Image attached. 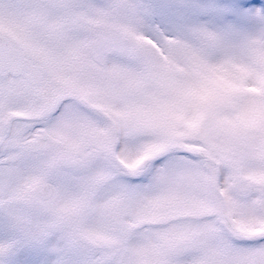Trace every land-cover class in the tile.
I'll use <instances>...</instances> for the list:
<instances>
[{
    "label": "snow or ice",
    "instance_id": "6c2138e0",
    "mask_svg": "<svg viewBox=\"0 0 264 264\" xmlns=\"http://www.w3.org/2000/svg\"><path fill=\"white\" fill-rule=\"evenodd\" d=\"M0 264H264V0H0Z\"/></svg>",
    "mask_w": 264,
    "mask_h": 264
},
{
    "label": "rangeland",
    "instance_id": "374dc122",
    "mask_svg": "<svg viewBox=\"0 0 264 264\" xmlns=\"http://www.w3.org/2000/svg\"><path fill=\"white\" fill-rule=\"evenodd\" d=\"M155 2L160 3V4H167V3H171L172 0H155ZM219 2H221V3H230L231 0H219ZM250 6L251 7H259V5H250ZM161 22L166 27H169V28H173L175 26L173 21H172V19L167 14L161 18ZM136 182H139V181H136Z\"/></svg>",
    "mask_w": 264,
    "mask_h": 264
},
{
    "label": "clouds",
    "instance_id": "9594fccd",
    "mask_svg": "<svg viewBox=\"0 0 264 264\" xmlns=\"http://www.w3.org/2000/svg\"><path fill=\"white\" fill-rule=\"evenodd\" d=\"M156 24H159V26L162 28V29H165V30H171L172 28H169V27H166L162 22H161V19L157 18L156 21H155Z\"/></svg>",
    "mask_w": 264,
    "mask_h": 264
}]
</instances>
